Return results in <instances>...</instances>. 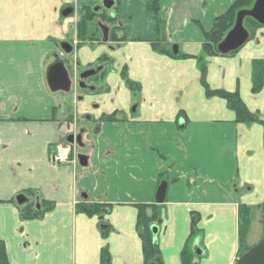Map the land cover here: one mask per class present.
Segmentation results:
<instances>
[{"label":"crops","instance_id":"obj_1","mask_svg":"<svg viewBox=\"0 0 264 264\" xmlns=\"http://www.w3.org/2000/svg\"><path fill=\"white\" fill-rule=\"evenodd\" d=\"M105 1L114 3L122 41L113 33L108 43L81 41L77 23L89 9L103 15L91 28L95 39L100 23L114 25ZM234 2L158 0L160 31L146 0H0V241L9 264H102L104 251L110 264H145L138 206L155 204L162 182V264H182L192 214L200 217L197 264L236 263L240 206L250 209L247 243L255 245L253 233L263 229L264 126L238 123L225 100L208 98L198 60L205 34ZM66 9L73 14L64 17ZM102 57L98 94L51 91L54 65L75 80ZM255 61H264V28L235 54L207 58L205 81L212 91L238 94L264 121V89L252 93ZM87 115L101 123L81 132L76 119ZM74 121L88 165H53V147ZM20 196L52 209L24 219ZM87 205L107 212L90 216L80 210Z\"/></svg>","mask_w":264,"mask_h":264},{"label":"trees","instance_id":"obj_2","mask_svg":"<svg viewBox=\"0 0 264 264\" xmlns=\"http://www.w3.org/2000/svg\"><path fill=\"white\" fill-rule=\"evenodd\" d=\"M256 0H235L232 7L221 17L217 18L214 22L213 29L205 34L206 43L203 46V54L198 59L201 66V74H202V85L206 89V95L208 98L219 97L226 101L228 108L232 110L236 114L237 122L243 123L247 125L260 124L264 126V121L261 120L260 116L256 113L250 112L238 94L227 93L224 91H212L205 81L206 75V66L205 60L212 56L222 55L218 52L219 44L224 40L226 35L233 29L236 21L237 14L240 11H248L252 9ZM147 6L150 12L153 15V18L157 21L158 27L162 28V22L159 17V7L158 0H146ZM103 15H99V13H95L93 9H89L85 12V14L80 18L77 23V37L81 41L88 40H98L101 41L102 38L98 37L95 39V34L92 33L91 28L94 25V21L97 18H102ZM110 21H115L116 18H109ZM244 27L249 33V41L253 40L256 32L263 28L257 22H255L251 18H246L244 21ZM115 30V29H114ZM115 38L119 39L115 34ZM110 39H112L110 37ZM118 41H122L119 39ZM153 48L162 53L167 54L173 58H187L186 56L174 55L172 51L161 47L159 44H154ZM236 52L230 53L228 55L235 54ZM108 57H102L99 60V64L96 68L102 67L103 62L107 61ZM105 66L103 70L92 80H98L102 78L105 74ZM122 76L128 85V87L132 91H136L139 87L132 83L128 77L126 72L122 73ZM252 93L259 94L264 89V61H255L252 64ZM103 122H115V117H104L102 119ZM40 209L37 210L35 204L23 205L19 206L21 209L22 217L24 219H37L41 218L43 214L52 209L51 204L43 205L42 203H38ZM160 206L153 205H141L138 206V229L140 233V237L143 244V255L145 264H162L161 262V254L159 250L158 243L155 241L154 235L152 233V228L157 226L160 222L161 211ZM82 212L88 215L94 214H102L106 213L107 209L102 208L97 205H87L80 209ZM262 212V225H263V237H264V204L261 208ZM251 212L250 209L245 206H240L238 211V258L243 257L247 254L252 247H250L247 243V238L251 229ZM200 222V217L197 214H192L191 217V235L188 239V242L181 254L182 264H196L195 262V254L193 252V244L196 243L200 236V230L198 228ZM111 258L107 251H104L102 254V264H110ZM0 264H9L8 256L6 252L5 244L0 241Z\"/></svg>","mask_w":264,"mask_h":264},{"label":"water","instance_id":"obj_3","mask_svg":"<svg viewBox=\"0 0 264 264\" xmlns=\"http://www.w3.org/2000/svg\"><path fill=\"white\" fill-rule=\"evenodd\" d=\"M113 3L111 1L104 2V8L111 9ZM73 13L72 9L65 10L62 15L68 17ZM246 18H251L259 25L264 27V0H256L251 10L240 11L237 14L235 25L233 29L227 34L224 40L218 46V52L222 55H227L241 49L249 40V33L244 27V21ZM104 34V42L108 41V29L102 28ZM62 49L65 53L70 54L72 52V47L68 44L62 45ZM174 54H178V50L174 48ZM101 69L96 71H88L80 75L78 80L79 90L95 91L94 87H88L86 85V80L95 76ZM71 79L68 71L62 64H57L52 67L48 75V84L52 92H69L71 88ZM80 137L78 142H80ZM70 144L74 143V137L68 139ZM79 164L81 167H87L88 158L85 156L79 157ZM168 184L163 183L157 190L156 193V203L158 205H163L166 201ZM18 205H24L28 201L23 196L16 199ZM158 228L153 227L152 232L155 236L158 234ZM236 264H264V238L254 246L247 254L241 257Z\"/></svg>","mask_w":264,"mask_h":264},{"label":"rangeland","instance_id":"obj_4","mask_svg":"<svg viewBox=\"0 0 264 264\" xmlns=\"http://www.w3.org/2000/svg\"><path fill=\"white\" fill-rule=\"evenodd\" d=\"M114 14H115V12H114ZM100 34L101 35L103 34V31L102 30H100ZM89 83H90V86L91 87L96 88V82L90 81ZM97 84H99V83H97ZM65 94L67 95V94H72V93L69 92V93H65ZM96 94H98L97 91L96 92H89V91H79L78 90V95L79 96L87 95V97H90V96L96 95ZM76 120H77V127H78V129L80 131H84V130H87V129L90 131L93 128H95V126H98L99 123H101V122L98 123L97 121H95L90 115H87L83 119L80 118V119H76ZM79 151L82 152V153L84 152L83 149H79ZM261 232L259 231L258 233H256V232L253 233V243L255 245H257L263 239Z\"/></svg>","mask_w":264,"mask_h":264},{"label":"built area","instance_id":"obj_5","mask_svg":"<svg viewBox=\"0 0 264 264\" xmlns=\"http://www.w3.org/2000/svg\"><path fill=\"white\" fill-rule=\"evenodd\" d=\"M71 154V149L63 145L57 147V154L55 156V161L57 162H68Z\"/></svg>","mask_w":264,"mask_h":264}]
</instances>
